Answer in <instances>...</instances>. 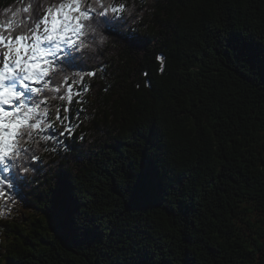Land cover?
<instances>
[{
	"label": "trees",
	"instance_id": "trees-1",
	"mask_svg": "<svg viewBox=\"0 0 264 264\" xmlns=\"http://www.w3.org/2000/svg\"><path fill=\"white\" fill-rule=\"evenodd\" d=\"M114 2L71 151L2 201L0 264H264V0Z\"/></svg>",
	"mask_w": 264,
	"mask_h": 264
},
{
	"label": "snow or ice",
	"instance_id": "snow-or-ice-1",
	"mask_svg": "<svg viewBox=\"0 0 264 264\" xmlns=\"http://www.w3.org/2000/svg\"><path fill=\"white\" fill-rule=\"evenodd\" d=\"M22 11L29 15L19 23L0 24V200L6 204L15 203L18 195L9 193L39 170V152L71 151L66 140L87 119L81 118L83 96L91 90L86 78L96 77L75 66L124 27L132 9L114 0H36ZM57 73L63 80L55 84ZM50 100L66 104L53 112ZM73 103L80 105L74 115ZM10 211L0 207V219Z\"/></svg>",
	"mask_w": 264,
	"mask_h": 264
},
{
	"label": "rangeland",
	"instance_id": "rangeland-1",
	"mask_svg": "<svg viewBox=\"0 0 264 264\" xmlns=\"http://www.w3.org/2000/svg\"><path fill=\"white\" fill-rule=\"evenodd\" d=\"M0 207H4V208H10V207H7V205L5 206V205H0ZM19 210H21V208L19 207L15 212H14V214L15 213H17V211H19ZM48 223V222H47ZM51 227L52 228H54V230L56 231V227L55 226H53V225H51ZM2 264H9V262L8 261H6V260H4L3 262H2Z\"/></svg>",
	"mask_w": 264,
	"mask_h": 264
}]
</instances>
